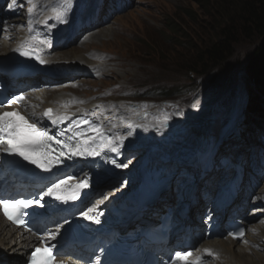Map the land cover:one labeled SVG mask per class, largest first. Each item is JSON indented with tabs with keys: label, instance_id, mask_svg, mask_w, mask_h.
<instances>
[{
	"label": "rangeland",
	"instance_id": "rangeland-1",
	"mask_svg": "<svg viewBox=\"0 0 264 264\" xmlns=\"http://www.w3.org/2000/svg\"><path fill=\"white\" fill-rule=\"evenodd\" d=\"M25 1H19V5L29 6ZM37 1L33 6L39 8V18H45L54 9L67 13L73 20L92 18L96 7L101 13L96 28L85 29L76 42L54 52L72 58L75 52L85 55L89 66L97 68L96 76L86 69L91 76L55 84L50 86L52 90L69 89L65 93L82 99L81 110L94 106L103 111L110 106L120 112L149 114L146 117L149 122L161 117L170 123V129L191 130L188 137L177 142L186 147L194 144L197 147L200 142L199 151H204L205 155L198 164L199 151L195 154L196 150H192V156L187 157L189 164L178 173H191L189 183L193 179L196 189L206 176L224 172L231 176L238 170L247 171L251 162L263 164L264 141L259 140V133L248 123L252 102L257 96L263 98L261 93L255 96L250 89L251 74L246 63L255 41L241 40L235 46L234 56L206 76L191 79L183 71L194 50L216 38L219 24L225 18L223 7L231 0H131L129 9L123 13L115 12L120 0ZM66 2H71L72 6ZM19 21L26 22V19L21 17ZM17 27L12 31L16 35ZM5 34L1 32L0 37ZM4 40L0 38V42ZM165 87L170 95L161 92ZM42 92L37 97L39 101L48 96ZM203 122L208 127L205 138L198 125ZM161 124L169 129L167 123ZM136 151L139 155L135 163L139 166L147 151L144 148ZM261 190L264 192V186ZM180 201L179 197L177 202ZM254 226L259 225L251 226L252 232L243 246L257 253L261 264L264 226H259L260 229Z\"/></svg>",
	"mask_w": 264,
	"mask_h": 264
},
{
	"label": "bare ground",
	"instance_id": "bare-ground-1",
	"mask_svg": "<svg viewBox=\"0 0 264 264\" xmlns=\"http://www.w3.org/2000/svg\"><path fill=\"white\" fill-rule=\"evenodd\" d=\"M18 29V40H16L17 43L12 42L7 38H5L4 41L0 42V57L7 56L12 48L17 45H30V41L35 44H45V42L39 41L37 39L29 40L30 37L23 33L20 28ZM6 35L7 34L3 36ZM10 35L12 36L11 38H13V35H16V33L10 32ZM93 35H96V32H94ZM52 42H54V46L56 47L59 43V38L54 37L52 39ZM46 53L50 57L49 60H52L53 64H56L57 69L60 67L65 69L71 68L73 72L70 73V76L72 77L75 71H85L86 69H88L89 71L94 70L91 66H89L87 57L85 55L78 54V52L74 53L73 58L70 56H65L63 54H54L53 51L49 50H46ZM52 54H54V56ZM96 67L102 68L100 66ZM46 80H48L49 83H46L45 86H53L57 81L51 77L46 78ZM50 81H52L53 83H50ZM22 88L25 89L24 86ZM60 90L63 92H59L56 89L52 90V88L44 90V92L41 91L43 95H48L43 101H41L42 99L40 101L37 100V97L39 96V94H41V92H39L34 94V98L29 102L33 103L36 108L43 106H53L56 104V109H60L61 111L67 110L75 114L93 113L94 115H96L97 121L104 129L105 134L109 137L111 144L114 145L116 143L115 139L121 141L122 144L126 148H128V154L132 153V151L136 149H146L147 154L144 156L142 163L147 166V169L152 177H159L160 172H163L165 169L169 168L168 166L158 162L159 159L164 158L163 160H169V166L174 163L189 164L187 157L192 156L193 153L191 151L196 150V154V152L200 150L198 148L200 142H198L197 147H195V144L192 147H190V145H188L187 147L185 145L181 146L179 142H177L183 137H188L191 133V130L187 131L182 129H170V123L167 121H163L161 117H158V119L156 118L155 121L149 122V120L147 121L146 119L147 116H150L149 114H138L139 112L130 110H128L127 112H120L117 109H111L110 106L105 107L103 111L94 106H88L84 108V111L81 112L73 110L71 106L67 109H62L59 106H66V104L70 103L72 98L69 94L65 93L68 92L69 89ZM49 100L50 102H48ZM94 108L96 109L93 110ZM163 122L167 123L169 129H166L165 126L161 124ZM198 125L200 128V133L205 138V134L208 133L207 123L203 122ZM108 127L113 128L112 132L114 134L118 132L117 135H115V139L112 132L106 130ZM178 132H181V135L177 134ZM259 140H261V138H259ZM176 142L177 145H175ZM204 155L205 152L202 150L196 154L198 164L201 162ZM127 166H129V164ZM137 186L138 183H136V185H133V187ZM117 190H119V188H117ZM123 190H125L124 186L123 188H120V191ZM115 192H111L110 194H114ZM254 228L260 229L261 227L254 226ZM255 236H258V234H256ZM263 237L264 229L262 238ZM34 243L35 240L33 236H31L28 232H23L22 230H18L10 226V224L7 223L0 214V264H22V260L24 258L26 259L28 249H30V246H32ZM204 247L212 248L220 254V258L218 259L216 264H259V262L257 261V259H259L257 253L249 251V249L243 246V243L241 242H235L230 239L219 241L211 240L205 242ZM260 262L261 264H264V259L262 258Z\"/></svg>",
	"mask_w": 264,
	"mask_h": 264
},
{
	"label": "snow or ice",
	"instance_id": "snow-or-ice-1",
	"mask_svg": "<svg viewBox=\"0 0 264 264\" xmlns=\"http://www.w3.org/2000/svg\"><path fill=\"white\" fill-rule=\"evenodd\" d=\"M15 3L16 0H13ZM31 3V0H29ZM43 62V61H41ZM16 99H22V97H17ZM15 102V101H13ZM52 109H47L45 115L51 118ZM85 123H88L85 121ZM94 135L88 136L87 138H82L77 144L69 145L63 140L57 139L56 136L50 135L46 129L37 127L35 123H29L27 119L21 116L18 112H3L0 113V151L5 153L17 155L23 160L28 161L31 164L36 165L39 168L50 170L51 166L54 165L56 161L59 160V156L56 157L54 161L52 152V141H55L57 145H62L63 148L68 149L70 156H84V155H98L99 149L92 147L91 141L95 140L96 136L101 135V130L97 125H91L89 129ZM60 135H64L63 132ZM74 135L82 137L81 132H76ZM111 151H118L116 147H112ZM60 155H64L63 152ZM126 167L127 165H122ZM72 177L67 179L58 180L50 187H48L47 196H54L57 200H63L67 202L68 200L77 199L76 191L67 192L66 186H70V181ZM87 187V183H79L75 185V189ZM33 204L40 205V200L36 199H0V206L4 209L5 216L12 222L17 224H22L23 221L18 218L21 209L31 207ZM43 206V205H40ZM12 207L17 210L14 214L9 212L8 209ZM91 211V209H89ZM87 216V213L84 214ZM99 222V221H97ZM243 233L240 234V237ZM48 252V249H44ZM41 249L37 248L31 256V264H37L39 253ZM208 255H213L211 250H205ZM191 256V253L187 252H177L176 257L179 260H187ZM54 257L49 252L47 259L44 264H54Z\"/></svg>",
	"mask_w": 264,
	"mask_h": 264
},
{
	"label": "trees",
	"instance_id": "trees-1",
	"mask_svg": "<svg viewBox=\"0 0 264 264\" xmlns=\"http://www.w3.org/2000/svg\"><path fill=\"white\" fill-rule=\"evenodd\" d=\"M226 3L223 7L225 18L219 24L218 35L194 50L183 71L191 79L206 76L234 56L235 46L241 40L255 41L246 63L251 74L250 89L255 96L261 93L263 98L255 97L248 123L254 127V132L264 133V0H231ZM161 92L168 94L170 90L165 87Z\"/></svg>",
	"mask_w": 264,
	"mask_h": 264
}]
</instances>
